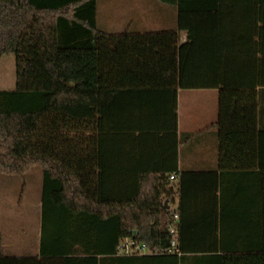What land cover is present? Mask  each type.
<instances>
[{"label":"trees","instance_id":"trees-1","mask_svg":"<svg viewBox=\"0 0 264 264\" xmlns=\"http://www.w3.org/2000/svg\"><path fill=\"white\" fill-rule=\"evenodd\" d=\"M159 1L178 6L175 30L110 34L98 0H0V60H16L15 88L0 90V173L44 176L40 254L0 264H264V249L221 238L216 175L181 173L173 213L164 179L126 199L106 183V119L135 90L218 89L222 162L255 151L264 0ZM128 238L153 254L120 255ZM175 238L181 255L167 253Z\"/></svg>","mask_w":264,"mask_h":264},{"label":"crops","instance_id":"crops-1","mask_svg":"<svg viewBox=\"0 0 264 264\" xmlns=\"http://www.w3.org/2000/svg\"><path fill=\"white\" fill-rule=\"evenodd\" d=\"M235 1L237 4L239 0ZM216 3L220 0H204L203 5L214 7ZM163 6L166 13H163L164 18L157 17V22L167 23L166 14L170 12L174 16L175 30L179 8L164 3ZM125 15H130V11L126 10ZM186 38L187 34L182 33L181 42ZM9 85L10 88L1 86L0 90L14 89L16 79ZM257 102L255 151L230 155L222 162L218 89L178 88L175 93L171 87L131 91L123 101L116 103L106 119L109 134L103 140L101 155L104 174L108 178L106 183L118 199H126L134 198L143 185L147 190L153 189L159 179H164L168 187L174 189L173 196L164 201L173 213L180 208L181 173H212L218 177L221 238L229 245L254 251L264 249V89H258ZM29 172L42 193L43 170L35 168ZM172 176L175 178L171 179ZM3 204L15 209L22 220L3 230V233H10V237L14 233L19 243L10 239L1 242L0 251L17 246L29 250L33 242L35 256H38L42 238V194L38 201L27 200L24 211L20 210L21 203ZM32 218H35L33 223Z\"/></svg>","mask_w":264,"mask_h":264},{"label":"rangeland","instance_id":"rangeland-1","mask_svg":"<svg viewBox=\"0 0 264 264\" xmlns=\"http://www.w3.org/2000/svg\"><path fill=\"white\" fill-rule=\"evenodd\" d=\"M123 7H130L134 10L130 8L124 9ZM163 7V3L159 0H99L98 28L110 34H121L126 31L145 33L174 30L175 20L170 12L169 15H167L168 13L166 14L167 23L163 21L157 22V17L161 16L164 18L163 13L166 12L162 10ZM158 9L159 11H157ZM126 10L130 11V15H125ZM15 79V56H4L0 60V88H2L1 86H4L5 89L10 88V81L12 82L13 80L15 82ZM33 178L34 176L30 172L24 176L0 173V243L7 242L9 239L11 242L19 243V238L15 239L14 233H11L13 235L10 237V233H3V230L7 226L11 225L13 227L15 223L18 224L22 220V216L17 217L19 213H16L15 209L3 203H21L20 210L24 211V205L27 200L38 201L42 193L37 184L33 182ZM32 219L33 223L35 218ZM31 226L35 227L33 224ZM33 246L32 242L29 250H21L18 246L16 248H7L2 252L0 251V255L6 257H33L36 255Z\"/></svg>","mask_w":264,"mask_h":264},{"label":"built area","instance_id":"built-area-1","mask_svg":"<svg viewBox=\"0 0 264 264\" xmlns=\"http://www.w3.org/2000/svg\"><path fill=\"white\" fill-rule=\"evenodd\" d=\"M175 177L172 176L171 179H174ZM174 225L170 226V232L172 235L176 237L177 235V227L176 224L179 223V215L174 214L173 216ZM118 253L120 255H126V256H145V255H151L153 254V251L150 250L145 245H140L136 243L133 239H125L122 241L120 246L118 247ZM169 254H178L181 255L180 250L178 249V244L176 238L174 239L171 248L168 250Z\"/></svg>","mask_w":264,"mask_h":264},{"label":"water","instance_id":"water-1","mask_svg":"<svg viewBox=\"0 0 264 264\" xmlns=\"http://www.w3.org/2000/svg\"><path fill=\"white\" fill-rule=\"evenodd\" d=\"M167 204V203H166Z\"/></svg>","mask_w":264,"mask_h":264}]
</instances>
